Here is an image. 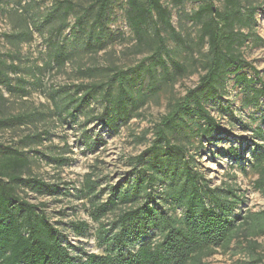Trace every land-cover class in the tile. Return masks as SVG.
Masks as SVG:
<instances>
[{
    "label": "trees",
    "instance_id": "trees-1",
    "mask_svg": "<svg viewBox=\"0 0 264 264\" xmlns=\"http://www.w3.org/2000/svg\"><path fill=\"white\" fill-rule=\"evenodd\" d=\"M117 1L94 0L76 16L72 30L81 40L79 46L88 52L103 49ZM171 1L175 8L199 4L188 16L198 28L196 48L176 30L172 10L163 0H126L127 24L138 46L152 50L151 63L118 70L109 84L82 87L81 97L71 99L80 111L101 96L107 104L97 120L117 132L135 118L139 104H145L137 90L143 77L151 88L159 76L169 81L188 73V66L171 56L168 41L188 51L195 66L203 70L198 84L172 103L155 126L150 147L133 159L134 181L126 188H114L113 198L95 208L93 216L100 221L118 203L126 205L110 229L102 227L98 233L103 254L75 253L43 210L44 204H33L21 196L23 188L40 195L53 194L54 185L26 177L32 163L28 154L7 148L0 152V264H204L206 256L216 248L229 247L241 230L264 232V210L236 215L240 199L229 190L210 189L204 176L192 167L194 158L188 148L196 136L208 141L232 136L208 109L225 94L229 78L233 77L245 93L247 106L259 105L264 98V81L253 67L250 69L255 78L244 72L247 63L242 52L248 43L263 41L256 33L257 10L244 0H224L222 8L215 6V0ZM73 12L74 4L62 1L47 15L50 21L59 18L54 28L58 37L68 28ZM27 36L23 34L22 38ZM48 43V64L63 68L69 58L68 44L53 38ZM9 70L17 71L15 66L0 62V85L11 92ZM26 116L16 118L26 123L30 119ZM261 140L264 142V137ZM229 150L238 156L237 149ZM261 174L260 187L264 186V167ZM157 183L166 186L164 209H156V201L148 193ZM90 189L93 192V187ZM143 197L148 200L141 204ZM88 229L85 222L72 224L80 237L87 235Z\"/></svg>",
    "mask_w": 264,
    "mask_h": 264
},
{
    "label": "rangeland",
    "instance_id": "rangeland-1",
    "mask_svg": "<svg viewBox=\"0 0 264 264\" xmlns=\"http://www.w3.org/2000/svg\"><path fill=\"white\" fill-rule=\"evenodd\" d=\"M62 1L72 2L75 12L68 19V28L58 37L54 28L59 18L50 21L46 17ZM244 1L257 10L256 33L263 40L248 43L243 48L247 63L244 72L254 77L250 69L253 67L264 81V0ZM93 2L0 0V62L17 69L9 70L11 92L0 85V119L3 120L0 152L7 148L25 151L32 162L31 174L27 173L26 177L54 185L53 194L40 195L30 188L21 189L20 194L33 204H44L43 210L66 242L74 247L75 253L103 254L98 233L102 227L110 229L126 205L118 203L116 209L100 221L93 216L95 208L113 198L114 188H126L134 181L133 159L150 147L155 126L169 112L172 103L198 84L203 70L195 66L188 51L168 41L171 56L188 66V73L169 81L159 76L151 88L149 80L143 77L137 90L145 104H139L135 118L121 125L117 132L97 120L107 104L101 96L77 111L71 99L81 97L82 87L109 84L116 71L151 63L152 50L138 46L127 24L126 0L114 4L111 33L104 39L102 50L88 52L79 46L81 40L72 30L75 18ZM214 2L216 7H223L224 0ZM163 3L172 10L176 30L188 45L196 48L198 28L188 16L199 4L186 3L175 8L171 0H163ZM23 34L28 36L22 38ZM51 38L68 44L69 58L63 68L48 64ZM256 86L261 87V84L257 82ZM208 109L232 136H219L210 141L196 136L188 146L194 158L192 167L204 176L210 189L229 190L240 199L236 215L263 211L264 186L260 187L258 181L264 167L261 140L264 137V98L259 105L247 106L245 93L231 77L225 94ZM21 115L30 119L23 123L16 118ZM231 147L238 150L237 157L231 154ZM165 188L157 183L148 192L156 201V209H164ZM147 200L148 197H143L140 202ZM166 208L170 209L168 205ZM80 222L89 227L84 237L72 230V224ZM203 263L264 264V232L253 234L247 228L241 230L229 247L216 248Z\"/></svg>",
    "mask_w": 264,
    "mask_h": 264
}]
</instances>
